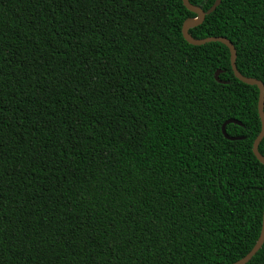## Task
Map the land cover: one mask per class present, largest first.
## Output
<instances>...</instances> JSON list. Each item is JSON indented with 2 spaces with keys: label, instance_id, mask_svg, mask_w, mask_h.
I'll use <instances>...</instances> for the list:
<instances>
[{
  "label": "trees",
  "instance_id": "1",
  "mask_svg": "<svg viewBox=\"0 0 264 264\" xmlns=\"http://www.w3.org/2000/svg\"><path fill=\"white\" fill-rule=\"evenodd\" d=\"M196 18L183 0H0V264H234L254 248L259 89L225 45L184 39ZM189 33L230 40L264 84V0H222Z\"/></svg>",
  "mask_w": 264,
  "mask_h": 264
},
{
  "label": "water",
  "instance_id": "2",
  "mask_svg": "<svg viewBox=\"0 0 264 264\" xmlns=\"http://www.w3.org/2000/svg\"><path fill=\"white\" fill-rule=\"evenodd\" d=\"M183 3H184V6L188 10H190L191 12H193L197 15L196 19L188 20L184 23L183 28H182V33H183L184 39L189 44H191L193 46H203L207 43H221V44L225 45L230 51L231 67L233 69L235 77L246 85L258 87V89H259L258 112H259V117H260L261 123H262V129H261V132H260L259 136L257 137L255 143H254L253 153L256 156V158L258 159V161L264 165V156H262L261 153L259 152V146H260L262 140L264 139V84L259 80L245 77L238 71V68H237V51H236L234 45L232 44V42L230 40L223 38V37L206 38V39H202V40H197V39H194L190 35V33H189L190 29L201 25L204 22L206 15H209L212 12H214L222 3V0H216L214 5L212 6V8L206 13L203 10H201L200 8L193 6L189 0H183ZM221 72H222L221 70H218L215 73V79L218 82H220L219 76H220ZM229 124L242 125L240 122L233 120V119L226 121L222 127L223 135L228 140H231V141L240 140L241 138H233L227 134L226 128ZM263 244H264V215H263V224H262L261 234H260V237H259L256 245L250 251V253H248L243 259H241L240 261H238L234 264H248L253 259V257L260 251Z\"/></svg>",
  "mask_w": 264,
  "mask_h": 264
}]
</instances>
